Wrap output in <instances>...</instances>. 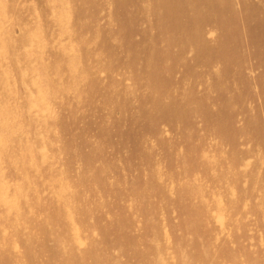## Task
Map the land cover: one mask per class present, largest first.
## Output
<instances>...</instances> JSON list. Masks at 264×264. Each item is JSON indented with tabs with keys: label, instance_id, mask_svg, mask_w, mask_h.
Wrapping results in <instances>:
<instances>
[{
	"label": "rangeland",
	"instance_id": "obj_1",
	"mask_svg": "<svg viewBox=\"0 0 264 264\" xmlns=\"http://www.w3.org/2000/svg\"><path fill=\"white\" fill-rule=\"evenodd\" d=\"M0 27V264H264V0H0Z\"/></svg>",
	"mask_w": 264,
	"mask_h": 264
},
{
	"label": "bare ground",
	"instance_id": "obj_2",
	"mask_svg": "<svg viewBox=\"0 0 264 264\" xmlns=\"http://www.w3.org/2000/svg\"><path fill=\"white\" fill-rule=\"evenodd\" d=\"M36 10V9H35ZM184 19V18H183ZM2 23V22H1ZM16 25V24H15ZM144 25V24H143ZM208 27V26H207ZM3 28V27H2ZM0 29H1V27H0ZM21 30V29H20ZM210 31V30H209ZM207 35V34H206ZM244 36H245V34H244ZM137 37V36H136ZM246 41V40H245ZM15 44V43H14ZM247 46V45H246ZM14 47V46H13ZM23 47H25V46H23ZM26 49V48H25ZM248 49V48H247ZM189 52V51H188ZM6 54V53H5ZM123 54V53H122ZM3 55V54H2ZM19 64V63H18ZM215 65V64H214ZM74 68V67H73ZM219 72V71H218ZM100 73V72H99ZM128 81V80H127ZM125 82V81H124ZM189 84V83H188ZM147 89V88H146ZM69 91V90H68ZM257 92V91H256ZM259 101V100H258ZM136 102V101H135ZM260 104V103H259ZM261 105V104H260ZM56 108V107H55ZM170 110V109H169ZM253 111V110H252ZM118 116V115H117ZM81 124V123H80ZM179 127V126H178ZM96 131V130H95ZM203 133V132H202ZM34 136V135H33ZM177 136H178V134H177ZM204 136V135H203ZM210 137V136H209ZM59 138V137H58ZM214 140V139H213ZM42 141V140H41ZM58 144V143H57ZM259 145V144H258ZM240 151V150H239ZM76 154V153H75ZM217 154V153H216ZM76 157V156H75ZM248 160V159H247ZM99 161H100V159H99ZM76 162V161H75ZM79 165V164H78ZM240 166V165H239ZM79 167V166H78ZM234 170H235V168H234ZM11 175V174H10ZM17 176V175H16ZM15 176V177H16ZM14 177V176H13ZM199 177V176H198ZM63 178V177H62ZM246 179V178H245ZM25 180V179H24ZM244 183V182H243ZM26 185V184H25ZM121 186V185H120ZM241 191V190H240ZM259 192V191H258ZM27 193V192H26ZM239 194V193H238ZM25 195V194H24ZM18 196V195H17ZM27 195H25V197H26ZM102 196H103V194H102ZM142 197V196H141ZM244 197H246V196H244ZM27 198V197H26ZM144 198V197H143ZM18 199H19V197H18ZM138 199V198H137ZM244 199V198H243ZM20 200V199H19ZM18 200V201H19ZM245 200V199H244ZM23 202V201H22ZM10 203V202H9ZM19 204H20V202H19ZM20 205H23V204H20ZM18 206V205H17ZM246 206V205H245ZM29 209V208H28ZM1 211V210H0ZM173 211V210H172ZM26 212V211H25ZM25 218V217H24ZM26 218H28V217H26ZM30 218V217H29ZM205 218V217H204ZM34 221H35V219H34ZM204 221V220H203ZM216 221V220H215ZM7 222V221H6ZM28 223V222H27ZM220 223V222H219ZM241 224H243V223H241ZM26 225H28V224H26ZM221 225V224H220ZM245 224H243V226H244ZM242 226V227H243ZM2 227V226H1ZM165 227V226H164ZM167 227V226H166ZM247 227V226H246ZM16 228V227H15ZM22 228H24V227H22ZM29 228V227H28ZM27 228V229H28ZM149 228H151V227H149ZM248 228V227H247ZM241 229V228H240ZM5 230V229H4ZM11 230V229H10ZM31 230V229H30ZM29 230V231H30ZM245 230V229H244ZM243 230V231H244ZM24 231V230H23ZM29 231H27V232H29ZM75 231V230H74ZM22 232V231H21ZM152 232H154V231H152ZM178 232V231H177ZM250 232H251V230H250ZM253 232V231H252ZM39 233V232H38ZM95 233V232H94ZM174 233H175V231H174ZM261 233V232H260ZM15 234V233H14ZM128 234V233H127ZM153 234V233H152ZM32 235V234H31ZM8 236V235H7ZM152 236V235H151ZM154 236L155 235H153V238H154ZM191 236V235H190ZM29 237V236H28ZM35 237V236H34ZM16 239V238H15ZM27 239V238H26ZM75 239V238H74ZM156 239V238H155ZM262 239V238H261ZM153 240V239H152ZM178 240V239H177ZM9 241V240H8ZM78 241V240H77ZM80 241V240H79ZM97 241V240H96ZM110 240H108V242H109ZM157 241V240H156ZM5 242V241H4ZM3 242V243H4ZM7 242V241H6ZM174 242V241H173ZM8 243V242H7ZM43 243H44V241H43ZM175 244L174 245H176V242H174ZM178 243V242H177ZM233 243V242H232ZM1 244V243H0ZM92 244H93V242H92ZM96 244V243H95ZM97 244H98V242H97ZM154 244H155V241H154ZM157 244H158V242H157ZM8 245V244H7ZM34 245V244H33ZM179 245H180V243H179ZM184 245V244H183ZM221 245V244H220ZM228 245V244H227ZM240 245V244H239ZM17 246V245H16ZM44 246V245H43ZM57 246V245H56ZM55 246V248H57ZM96 246V245H95ZM98 246V245H97ZM96 246V247H97ZM159 246V245H158ZM181 246V245H180ZM187 246V245H186ZM241 246V245H240ZM35 246H33V248H34ZM47 247V246H46ZM92 247V246H91ZM173 247H175V246H173ZM172 247V248H173ZM206 247V246H205ZM232 247V246H231ZM6 248H7V246H6ZM36 248V247H35ZM54 248V249H55ZM93 248V247H92ZM100 248H101V246H100ZM176 248H178L177 246H176ZM228 248V247H227ZM252 248V247H251ZM2 249V248H1ZM18 249V248H17ZM47 249H48V247H47ZM59 249V248H58ZM62 249V248H61ZM89 249H90V247H89ZM94 249V248H93ZM98 249H99V247H98ZM158 249V248H157ZM169 249V248H168ZM223 249V248H222ZM49 250V249H48ZM88 250V249H87ZM101 250V249H100ZM154 250H155V248H154ZM159 250V249H158ZM64 251V250H63ZM96 251V250H95ZM160 251V250H159ZM186 251H188V250H186ZM203 251H206V249H204ZM238 251V250H237ZM4 252V251H3ZM33 252H34V249H33ZM50 252H51V250H50ZM62 252V251H61ZM67 252V251H66ZM1 253H2V251H1ZM7 253V252H6ZM21 253V252H20ZM35 253V252H34ZM90 253V252H89ZM207 253H208V250H207ZM33 254V253H32ZM39 254V253H38ZM91 254V253H90ZM188 254V253H187ZM254 254V253H253ZM11 255H12V252H11ZM10 255V256H11ZM35 255V254H34ZM65 255V254H64ZM67 255V254H66ZM92 255V254H91ZM8 256V255H7ZM9 256V257H10ZM96 256V255H95ZM188 256V255H187ZM204 256V255H203ZM60 257H61V255H60ZM64 257H66V256H64ZM155 257V256H154ZM163 257V256H162ZM206 257V256H205ZM208 257H209V255H208ZM8 258V257H7ZM21 258V257H20ZM62 258V257H61ZM150 258H151V256H150ZM175 258H177V257H175ZM189 258V257H188ZM212 258V257H211ZM25 259V258H24ZM59 259V258H58ZM163 259V258H162ZM192 260H193V258H191ZM207 259V258H206ZM40 260H42V259H40ZM55 260V259H54ZM146 260V259H145ZM152 260V259H151ZM167 260V259H166ZM178 261L180 260L181 262H182V260L181 259H177ZM212 260V259H211ZM24 261V260H23ZM34 261V260H33ZM60 261V260H59ZM156 261V260H155ZM4 262V261H3ZM25 262V261H24ZM43 262V261H42ZM167 262V261H166ZM57 262L55 261V263L54 264H56ZM149 263V262H148ZM175 263V262H174ZM177 263V262H176ZM175 263V264H176ZM185 263V262H184ZM194 263V262H193ZM198 263V262H197ZM27 264V263H26ZM37 264V263H36ZM43 264H44V262H43ZM178 264V263H177Z\"/></svg>",
	"mask_w": 264,
	"mask_h": 264
}]
</instances>
